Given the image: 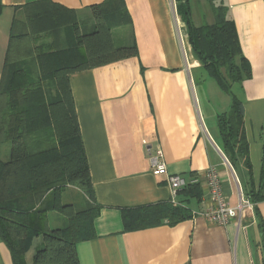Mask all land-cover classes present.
<instances>
[{"label": "crops", "instance_id": "1", "mask_svg": "<svg viewBox=\"0 0 264 264\" xmlns=\"http://www.w3.org/2000/svg\"><path fill=\"white\" fill-rule=\"evenodd\" d=\"M37 1L42 0H0V84L12 25L24 19L26 5ZM49 1L83 17L91 13V6L105 0ZM222 1L228 6L251 68L249 77L233 84L232 93L244 107L253 176L258 184L264 153V0ZM124 3L131 24L121 46L135 43L137 55L70 75L100 206L94 220L96 236L77 245L80 264H262L257 244L262 238L264 200L255 204L254 213L246 214L241 226L236 221L220 225L204 216L212 203L206 183L210 167L218 170L223 193L232 205L238 203L239 188L244 193L248 189L247 169L225 164L220 141L217 116L229 111L231 96L194 55L177 0ZM149 146L162 149L170 173L199 177L201 195L196 198L189 190L178 193L177 205L192 211L187 220L128 231L123 221L125 209L172 203L165 177L151 172ZM0 154L7 159L9 151ZM70 188L74 187L65 191ZM53 212L57 211L48 213L50 228L65 226L58 215H54V223H61L52 225ZM0 264H13L1 240Z\"/></svg>", "mask_w": 264, "mask_h": 264}, {"label": "trees", "instance_id": "2", "mask_svg": "<svg viewBox=\"0 0 264 264\" xmlns=\"http://www.w3.org/2000/svg\"><path fill=\"white\" fill-rule=\"evenodd\" d=\"M194 55L231 96L228 112L217 122L222 149L233 165L248 171L246 194L255 204L264 200V153L258 184L253 176L250 146L241 100L232 86L251 75L228 6H213L214 22L196 25L189 0H177ZM213 2V0H211ZM93 23L71 9L49 0L25 6L24 20H15L9 36L0 84V240L13 264H28L33 241L42 237L32 264H80L77 245L96 236L94 220L100 213L70 85V75L137 55V46H118L112 30L130 25L124 0H105L90 7ZM199 183L189 190L200 198ZM72 186L90 201L81 209L63 203ZM67 218L51 229L48 213ZM258 215V209H256ZM183 205L161 202L123 211L125 229L138 230L191 218ZM257 247L264 264V224Z\"/></svg>", "mask_w": 264, "mask_h": 264}, {"label": "built area", "instance_id": "3", "mask_svg": "<svg viewBox=\"0 0 264 264\" xmlns=\"http://www.w3.org/2000/svg\"><path fill=\"white\" fill-rule=\"evenodd\" d=\"M148 157L151 172L157 177H165L167 185L172 191V204L177 205L176 197L180 191L190 184L200 183L197 176L187 178L181 174L170 173L164 160L162 149L157 146L154 149L148 147ZM225 164L232 168L230 161L225 158ZM233 169V168H232ZM206 183L210 189L212 203L207 207L204 216L211 222L227 225L236 221L241 226L243 218L247 213L255 211V203L244 193L239 185V200L236 205H232L226 198L222 190V183L219 179V172L215 167H210L206 173Z\"/></svg>", "mask_w": 264, "mask_h": 264}, {"label": "rangeland", "instance_id": "4", "mask_svg": "<svg viewBox=\"0 0 264 264\" xmlns=\"http://www.w3.org/2000/svg\"><path fill=\"white\" fill-rule=\"evenodd\" d=\"M218 4H221V0H213V2L211 0H191V5H192V9H191L192 15L191 16H192L193 22L196 25H202V24H208V23L210 24L214 22L212 9L214 5H218ZM82 18H83L82 20L84 22V25L88 24L89 26L94 22L91 13L83 15ZM21 20H24V19H21ZM128 26L129 25L118 26L112 30L115 43L118 46H121V44H124V40L128 34ZM1 150L9 151V146L4 145ZM2 157H3V152H2ZM239 167H241V164H239V166H236L237 169ZM62 200L64 204H70V203L74 204L78 209L83 208L86 205V203L90 201L89 198L81 190L75 187L70 188L67 191H64ZM54 215H58L59 220L63 219L65 223H67V218L62 213L53 212L51 214V220H52L53 226H59L58 224L61 223V222L58 224L54 223L55 222ZM261 240L262 238H260L259 242H261ZM42 245H43V239L42 237H39L38 239L35 240L34 245L31 249L32 254L34 255L36 250L41 248ZM33 255L32 256L30 255L31 257L29 256L30 258L28 259L29 261L28 264H32Z\"/></svg>", "mask_w": 264, "mask_h": 264}]
</instances>
